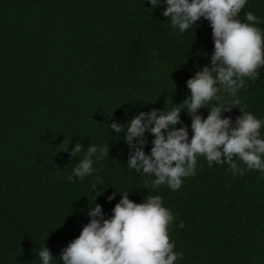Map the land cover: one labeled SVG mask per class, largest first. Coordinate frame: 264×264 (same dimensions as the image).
Returning a JSON list of instances; mask_svg holds the SVG:
<instances>
[{
    "label": "trees",
    "instance_id": "16d2710c",
    "mask_svg": "<svg viewBox=\"0 0 264 264\" xmlns=\"http://www.w3.org/2000/svg\"><path fill=\"white\" fill-rule=\"evenodd\" d=\"M151 8L148 0H0V264H41L44 243L62 264V249L90 222L89 208L98 203L109 218L120 193L136 203L162 197L174 216V251L184 254L175 264H264V173L233 175L199 157L196 174L173 191L127 167L126 133L110 125L180 104L190 95L187 80L214 51L209 21L180 34L163 5ZM249 11L264 32V0H248L238 19L248 22ZM259 71L238 95L264 120ZM240 115L238 107L223 113L233 122ZM181 119L177 127L188 125L191 138V117L182 111ZM145 136L150 154L154 136ZM76 143L84 150L73 159ZM91 144L110 145L109 156L97 153L98 171L69 182ZM97 176L103 184L93 191Z\"/></svg>",
    "mask_w": 264,
    "mask_h": 264
},
{
    "label": "clouds",
    "instance_id": "9594fccd",
    "mask_svg": "<svg viewBox=\"0 0 264 264\" xmlns=\"http://www.w3.org/2000/svg\"><path fill=\"white\" fill-rule=\"evenodd\" d=\"M148 2L153 11L163 5V16L180 34L192 30L201 18L209 21L214 51L211 63L187 80L190 95L180 104L164 111L155 108L142 111L127 125L119 122L110 125L117 134L126 133L124 139L131 149L128 169L151 178L154 175L156 178L150 180L153 188L167 185L173 191L181 188L184 178L196 174L199 157L206 159L208 167L227 164L233 175L243 176L252 170L264 173V138H261L264 120L247 111L238 95L247 89L245 78L259 79V70L264 68V32L254 26L258 23L257 16L249 11L245 15L248 22L238 19L248 0ZM237 107L242 115L235 122L230 116H223ZM202 108L209 109L206 118L199 114ZM182 111L191 117V138L188 125L177 127L183 124ZM146 133L154 136L150 154L144 150L148 144ZM64 143L68 146L62 152H67L71 141ZM109 147L91 144L68 181L74 182V177L82 181L97 172L92 158L97 153V159L108 157ZM83 150V144L76 143L70 156L74 159ZM102 184L103 180L97 176L92 190ZM120 194L122 199L109 218H105L102 205L95 203L89 208L90 222L62 249V264H175L178 258H183L182 251H174L175 244L169 235L174 216L163 206L162 197L148 195L145 202L136 203L129 199L130 193ZM115 195L107 198L109 202ZM179 227H185L183 221ZM38 257L41 264H55L45 243Z\"/></svg>",
    "mask_w": 264,
    "mask_h": 264
}]
</instances>
